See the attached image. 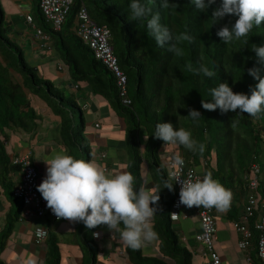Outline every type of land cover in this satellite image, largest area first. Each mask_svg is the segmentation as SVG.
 Masks as SVG:
<instances>
[{"label": "trees", "instance_id": "obj_1", "mask_svg": "<svg viewBox=\"0 0 264 264\" xmlns=\"http://www.w3.org/2000/svg\"><path fill=\"white\" fill-rule=\"evenodd\" d=\"M173 2L167 8L162 7L160 0L150 6L160 11L162 23L175 33L192 35L191 41H184L181 45L184 49L182 56L169 51L166 45H158L148 35L144 20L130 19L128 0H74L61 29H55L46 19L41 0H34L32 5L31 12L35 10L33 24L27 22L25 13L14 1L0 0V211L7 210L6 222L0 226V264H7L1 251L7 247L23 209V201L14 195L21 171V165L14 162V157L19 154L14 153L7 130L31 132L44 119L30 101V89L41 97L56 100L68 111L70 117L62 120V129L69 151L84 159L95 156L91 140L84 133L83 104L48 76L43 77L35 60H42L40 65L45 74L49 73V68L65 70L59 83H72L77 90L107 91L117 112L125 114L129 127L133 129L128 139L129 170L137 186L145 184L142 163L150 157L148 161L156 170L157 183L153 192H159V200L155 202L158 211L152 218L158 233L157 254H145L143 246L127 249L136 264H194V251L183 242L171 215L177 187L160 154L169 143L152 135L161 120L190 128L193 136L205 143L203 153L192 152L179 143L174 146L197 169L213 171V176L233 194L247 198L251 192V180L257 174L256 212H264V111L256 115L236 114L231 110L222 112L219 108L204 109L201 104L202 99L208 97L209 88L222 80H227L234 91L251 92L258 83L247 71L258 65L251 45L264 44V23L254 26L246 37L225 43L217 31L224 24L234 23L238 17L227 14L213 23L212 12L220 0L210 5L207 11L196 9L191 0ZM84 6L95 22L105 24L111 30L114 52L127 75L125 93L116 72L96 57L90 44L78 33V14ZM20 22L42 28L52 38L51 45L42 46L37 52L30 47L34 64L29 62L24 44L17 39L23 34L17 29ZM38 41L41 43L40 39ZM199 63L213 68L215 75L203 76L189 68V65L198 67ZM258 66L264 75V64ZM190 108L199 109L203 115L196 124L186 116ZM233 120L239 122L236 127L232 126ZM140 130L147 133V154L135 133ZM254 164L260 166L259 173L255 172ZM168 183H173V187H167ZM245 209L246 206L242 212L241 208L234 206L231 212L238 219ZM77 226L85 240L86 258L89 264H95L100 246L94 229L87 228L81 221ZM50 247L48 264H60L62 253L56 235L52 236Z\"/></svg>", "mask_w": 264, "mask_h": 264}, {"label": "clouds", "instance_id": "obj_2", "mask_svg": "<svg viewBox=\"0 0 264 264\" xmlns=\"http://www.w3.org/2000/svg\"><path fill=\"white\" fill-rule=\"evenodd\" d=\"M155 2L156 0H128L129 17L137 21L144 20L148 35L158 45H166L169 51L182 56V43L191 41L193 37L188 32L175 33L166 23H162L160 11L150 6ZM215 2L216 0H191V4L200 11H207ZM173 3V0H160L164 8ZM227 14H234L238 18L234 23L220 27L217 35L223 42L230 43L246 37L254 26L264 23V0H220L212 12L213 23ZM251 48L255 51L258 65L264 64V44L252 43ZM258 65L247 69L258 80L250 93L234 91L227 80H222L209 88L208 97L211 99H202L203 108H219L222 112L231 110L236 114L246 112L249 115L264 111V75H261ZM189 68L203 76L215 75L214 69L205 63H199L198 67L189 65ZM186 116L196 124L203 115L199 109L190 108ZM238 123L233 120L232 126L236 127ZM152 135L162 138L165 143H179L192 152L203 153L206 148L203 141L193 136L190 128L174 126L171 121L157 122ZM111 154L113 157L117 155L115 151ZM174 159L178 165H184L182 155L177 154ZM43 160L47 164L46 175L37 189L58 218L81 221L89 229L101 224L107 225L132 249H139L146 241L157 238L152 218L158 211V204L155 202L159 200V192L154 193L144 186H137L132 172L108 173L94 159L77 157L63 145ZM170 176L181 184L180 203L189 207L215 206L218 209L230 206L233 195L231 189L215 178L211 171L198 175L189 169L186 177L179 176L176 172L170 173ZM167 187L172 188L173 183H168ZM26 264H35V261L28 259Z\"/></svg>", "mask_w": 264, "mask_h": 264}, {"label": "crops", "instance_id": "obj_3", "mask_svg": "<svg viewBox=\"0 0 264 264\" xmlns=\"http://www.w3.org/2000/svg\"><path fill=\"white\" fill-rule=\"evenodd\" d=\"M18 5L23 13L31 11L34 0H12ZM29 42V37L32 40V49L34 52L41 49L40 42L34 37L33 32H23L21 35ZM29 36V37H28ZM52 41V38H50ZM83 89V88H82ZM87 104V103H86ZM89 110H93V106L87 104ZM53 109V108H52ZM54 115L56 110L53 109ZM43 114V123L47 119V115ZM54 120L52 126L39 125V127L31 132H23L21 138L13 143V136L10 135V145L13 148L15 154H22L31 152L34 162L37 164L40 176L39 183L42 182L46 175L47 164L43 160L51 155L60 145H63L66 150L69 148L66 143L65 133L62 129V122L57 117ZM99 123V129L102 127V123L98 118H95ZM98 129V130H99ZM98 137L104 135L103 131L97 133ZM106 153V157L101 158L100 153ZM70 152V151H69ZM176 150L170 151L168 158H170ZM96 159L104 169L108 166V173L115 174L120 172L117 164V158L112 157L107 150H101L99 153H95ZM131 154L128 151V161H130ZM203 175L204 171L198 169ZM213 174L214 172L211 171ZM156 178L153 181L144 184V187L151 188L156 185ZM249 196V195H248ZM248 197H242L239 194L234 193L230 206L226 209H218L215 206V217L217 222V233L214 241L215 251L220 256L219 264H249V257H252L258 264V258L256 254V243L254 242L248 249L240 247V232L235 227V218L231 212L234 206L242 208L246 206ZM5 213L7 212L4 209ZM243 213H241L242 215ZM6 216V214H5ZM6 222L0 221L2 227ZM78 220H72L70 218H61L60 220L53 219L49 216L45 217H30L28 219H19L16 222L14 231L9 238L7 247L12 249L13 255L10 261H5L7 264H26L28 259L35 261V264H48V254L51 252V238L56 235L60 240L61 249V262L60 264H89L87 260V250L83 235L79 232L77 226ZM44 226L49 230V236L43 243H37L36 229L37 227ZM175 229L179 232L183 242L194 251V264H215L210 253L207 251L205 245L198 241L196 238L197 233L201 230V220L199 216V208L197 205L187 206L183 204L180 210V217L174 222ZM94 233L99 231V237L95 239L99 243L98 259L95 264H136L131 258L127 249L130 247L120 240L119 234L114 233L107 225L101 224L93 228ZM147 244H151V247L157 252V243L146 241ZM144 250V246H143ZM151 250V251H153ZM152 254V253H150Z\"/></svg>", "mask_w": 264, "mask_h": 264}, {"label": "built area", "instance_id": "obj_4", "mask_svg": "<svg viewBox=\"0 0 264 264\" xmlns=\"http://www.w3.org/2000/svg\"><path fill=\"white\" fill-rule=\"evenodd\" d=\"M74 0H41V8L46 19L51 22L55 29H61L64 21L70 12L71 5ZM27 22L34 23V17L29 10L25 13ZM79 26L78 33L90 44L95 51L96 57L106 63L111 69L116 72L118 83L121 86L123 93L126 90L127 75L121 69L118 58L114 52L113 44L111 43V30L105 24L95 22L87 9L82 7L78 14ZM35 28V27H34ZM35 37L40 39L41 45L46 46L50 39L48 33L42 28H35ZM98 125V123H97ZM182 155L184 157V165H178L174 159L175 155ZM100 157H106V153L99 154ZM14 162L21 165L20 178L16 187L14 188V195L23 201L22 217L21 219H28L30 217H45L49 216L53 219L60 220L47 205L46 200L42 197L37 189L39 184L40 172L34 162L32 161L31 152H26L14 157ZM169 166V177L175 182L177 187V195L175 197L172 209V218L178 220L180 217V210L183 204L180 203V187L179 181H175V177L170 176V173L176 172L177 175L186 177L189 169L195 171L196 174L202 175L200 171L181 153L175 152L167 160ZM253 168L256 173L260 172V166L254 164ZM108 170V166H105ZM258 186V175L256 174L251 180V192L248 196L245 212L235 220V227L240 232V247L248 249L254 242L256 243V254L258 264H264V212H256L257 196L256 188ZM199 216L201 220V230L197 233L196 238L202 242L207 251L210 253L213 262L219 264L221 259L214 248V241L217 233V222L215 217V207L198 206ZM175 213V215L173 214ZM36 242L43 243L49 236V230L40 226L36 229ZM95 237H99V231H96ZM249 264H257V262L249 257Z\"/></svg>", "mask_w": 264, "mask_h": 264}, {"label": "rangeland", "instance_id": "obj_5", "mask_svg": "<svg viewBox=\"0 0 264 264\" xmlns=\"http://www.w3.org/2000/svg\"><path fill=\"white\" fill-rule=\"evenodd\" d=\"M31 13L33 16H35V10L32 11ZM17 29L25 33L27 31L28 32L35 31L33 25H28L25 22H20ZM17 39L24 44L26 50V57L31 63L32 62L31 56H33V52L31 53V49H30V47L32 46L31 38L29 37L28 39L29 42H26V39L23 36H17ZM48 42L50 45L52 44L51 40H49ZM41 61L42 60H40V62ZM40 62H38V60H35V63H37L40 67L39 68L40 74L44 75L43 77H45V75L48 76L55 83H57L58 86L62 87L63 90L68 95L75 97L77 100H79L80 103L83 104L85 117H86V129L84 130V133L91 140V145L93 146L95 153H99L101 150H107L111 154L113 151H115L117 153L115 157L117 158V164L119 166L118 170L130 171L129 161H128V151H129L128 139L130 138L133 129L129 127L125 114L122 112L120 113L117 112L115 105L111 103L112 99H110L107 91L100 90V92L98 93V92H94L91 88H83L82 90H77L72 83L68 85H66L65 83H59V81L63 79L65 70H60V69L54 70L49 68V73L45 74L43 73V69L40 65L41 64ZM29 98L31 103L36 107L39 113L41 114L42 113L47 114L46 112L49 113L47 115V119L43 123H40L39 125L42 126L45 125L49 127L52 126V124L54 123V120L56 119L55 117H57L59 121L61 120V122L64 118L70 117L68 111L65 108L61 107L56 100L41 97L39 93L33 91L32 89L29 90ZM86 103L94 107L92 111L89 110L88 105ZM52 108L56 110V114H58L59 116L54 115L55 113ZM95 118H98L102 123V127L100 129L97 126V123H95L96 122ZM100 131H103L104 135L98 137L97 133ZM7 132L13 136V140H14L13 143L15 144H17L16 142L18 141V139L22 137L21 136L22 134L18 131L7 130ZM135 133L138 135V137L142 142L144 152L146 154L149 153L146 150L147 147L146 131L140 130V131H136ZM173 150H175L174 143L167 144L165 148L161 150L160 154L164 162H167L168 154L170 151ZM149 158L150 157H147V159H145L144 162L142 163V174L145 183L153 181L154 178L156 177L155 174L156 170L154 166H152L149 163L148 161ZM93 159L97 163H99V161L96 159V156H94ZM134 183L137 185L136 180H134ZM147 189L153 191L155 189V186H151V188L149 187ZM5 214L6 213L4 209H2L0 211V221L4 220ZM157 240L158 239L155 238L150 242H156ZM143 246H144L145 254H150V253L157 254V252H155L151 247V244L146 245V243H144ZM12 255L13 252L12 249L10 250V247H6L4 250L1 251V256L8 261L11 260Z\"/></svg>", "mask_w": 264, "mask_h": 264}]
</instances>
